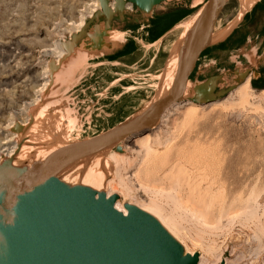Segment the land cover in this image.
<instances>
[{
	"label": "rangeland",
	"instance_id": "1",
	"mask_svg": "<svg viewBox=\"0 0 264 264\" xmlns=\"http://www.w3.org/2000/svg\"><path fill=\"white\" fill-rule=\"evenodd\" d=\"M206 1L165 0L147 15L134 7L126 9L123 22L140 15L146 22L157 20V32L156 28L139 31L142 36L135 53L108 66H84L71 74V86L61 83L58 95L68 114L76 118L75 124L61 113L31 126L30 111L41 104L49 86L37 104H27L44 81L43 66L56 62L53 45L68 41L79 15L88 17L92 0H0V167L7 161L2 153L13 146L3 128L7 123L17 124L29 116L21 133L10 132L18 134L17 145L36 148L77 142L140 113L182 25L197 11L191 6ZM238 8L237 0L226 4L212 44L194 68L191 83L201 75L219 77L216 95L251 79L264 63V0H257L247 17L235 24ZM97 38L92 34V47ZM72 60L73 56L60 58L57 72L48 68L49 79L55 83ZM250 81L251 96L245 103L230 94L222 101L197 106V115H189L184 112L195 105L184 99L189 105L170 107L151 132L118 144L104 157L121 155L116 173L133 190V196L126 198L112 170L111 189L117 193V203L154 208L160 218L175 223L181 249L203 256L204 264H264V89L253 88ZM188 91L192 93L191 88ZM144 136L150 140L148 151L142 148Z\"/></svg>",
	"mask_w": 264,
	"mask_h": 264
},
{
	"label": "water",
	"instance_id": "2",
	"mask_svg": "<svg viewBox=\"0 0 264 264\" xmlns=\"http://www.w3.org/2000/svg\"><path fill=\"white\" fill-rule=\"evenodd\" d=\"M229 1L207 0L204 3L179 52L169 88L165 91L159 89L160 75L180 35L157 73V85L145 104L148 106L143 110L144 105L136 116L94 136L48 152L31 160L25 167H12L9 161L1 165L0 264L198 263V254L183 253L180 245L149 214L126 205L127 215L124 216L114 207L116 195L109 198L104 194L96 195L86 188L70 186V180L80 164L120 143L151 132L170 107L183 103L190 74L199 56L212 44L216 25ZM98 2L99 9L86 20L81 31L71 34L61 45L64 50L61 59L74 58L75 48H81L89 55L103 53L107 48L105 41L113 34L112 26L123 22L126 6L147 15L165 0H115L112 7L108 0ZM94 33L98 38L92 47L90 41ZM59 67L53 61L48 66L51 73L57 72ZM218 81V76H212L203 82L191 83L190 100L193 104L204 106L222 101L238 86L216 95ZM53 83L50 80L47 93ZM30 112L32 116L33 112ZM52 114L61 117L60 113L53 111ZM30 122H34L32 117ZM11 130L19 134L24 127L17 123Z\"/></svg>",
	"mask_w": 264,
	"mask_h": 264
},
{
	"label": "bare ground",
	"instance_id": "3",
	"mask_svg": "<svg viewBox=\"0 0 264 264\" xmlns=\"http://www.w3.org/2000/svg\"><path fill=\"white\" fill-rule=\"evenodd\" d=\"M108 1L111 2L113 0H108ZM256 1L257 0H238V3H239L238 9L239 10H238V14H237L236 19H235V24L239 23L244 18V16L251 10L252 5ZM90 4L92 5V8H90L87 12L88 17L84 18L83 14L81 16L79 15L80 18L77 20V23L76 24L72 23V24H74V27L72 26V30H74V33L80 32L81 29L85 25L86 19H89L91 16H93L94 12H96L99 9L98 0H92V2ZM203 5H204V3L200 2V4H198L196 6H191L192 8H195L197 11L191 17H189L187 19V21L182 25L183 28H182V31L180 33L179 40L177 42L178 44L175 46V48L169 54V56L167 58L165 70L162 73V75H160V84H159L160 90L163 89V91H165L166 89L169 88V86L171 84L172 77H173L172 76L173 72H174L176 65H177V61H178L177 58H178L179 52L183 49L186 39L188 38L189 34L192 32V30L194 28L193 26L199 17V14L201 12L200 9L203 7ZM74 33H71V34H74ZM111 35H113V34L111 33ZM120 37H121L120 35H116L114 38H120ZM214 37H213V39H214ZM51 52L53 55L52 58L56 62L64 55V50H63L62 46L60 45V42H59V45L58 44L53 45V49ZM86 58H87V56H86V54H84V52L78 53L77 56H75V58H73V60L71 61L72 63H70L66 67L65 70H63V71H61V73H59V76L57 77L58 80L55 83H53V85L50 87L49 95L50 94L53 95L55 93V90L58 88V86L61 85V83L69 84V82L71 81V79H70L71 74L73 73L75 67L82 65L84 63V61L86 60ZM47 65H48V63H46L43 66L44 68L42 70V79H44V81L42 82L40 87L37 89L36 97L34 96L33 97L34 99L30 100L31 102H28L27 107L34 106L35 104H37L40 100L39 95L42 94L46 90V87L49 86L50 79H49V71H48ZM249 80L250 79L247 78L244 82L239 83L238 86L234 89V91H232L230 93V94H235L237 96L238 101H241V103L242 102L245 103L247 98L251 96V94L249 96V93H250ZM69 86H71V84H69ZM191 86H192L191 81H189L188 86H187V90L185 91L186 93L184 96L186 100H189L192 97V93H190L188 91L191 88ZM51 100H52L51 96H49V99L46 102H44V104H42L40 107L38 106V109L36 111H34L35 113L31 116L33 118L34 123H32L31 126H35V124L37 122L42 120V118L45 115L46 110L53 108V107H55V109H53V110H55V113H60V114L62 113L63 116L65 114L67 117V120L70 121L71 124H75L77 122L75 117H72L68 114L69 111H67L66 107L64 106V102H63V100H61V98H59V99L55 98L54 101H51ZM183 105H189V103H187V104L183 103ZM194 105L195 106H190L186 111L184 110L185 111L184 113L189 114V115L195 114L199 109L197 108L198 105H196V104H194ZM147 106L148 105H145L143 107V110ZM26 111H27V109H26ZM25 113H27V112H25ZM195 115H197V114H195ZM165 116L166 115L162 116L161 121H163ZM185 116L186 115H184V117ZM187 117H188V115H187ZM189 118H190V116H189ZM29 119L30 118L28 116L27 119H25L23 121L20 119V121L18 123L20 124V126L26 127L28 125ZM14 124H15V121H13L12 123H7L5 126H3V128L5 127L4 129L8 130V133L11 135L9 142L13 141V144H12L13 146L9 147L2 154L7 157L6 160L11 163L12 167H16V168L17 167L18 168L19 167H25V166L30 164L31 160L36 159L40 156H43L48 152L56 151V150L62 149L63 147L67 146V143H63V142L57 143V144L49 143V145L37 146L36 148H33L32 146H27L24 144H21L22 146H19V145H17V141L14 140V138L17 137L18 135L17 134L12 135L10 132L11 128ZM143 138H145V140H144L145 144L143 145L142 148L144 150L148 151L151 147V146L150 147L147 146L150 144L149 143L150 140H148L147 136H144ZM138 146H139V144L137 145V147ZM122 147H124V146H122ZM125 149H126V147H125ZM139 150H140V147H139ZM108 152H109V150L103 151V152L95 155L94 157L90 158L86 162H83L82 164H80L78 166V168H76V170L74 171V173L72 175L73 177L70 180V186H73V187H79L80 186V187L88 189L89 191H92L96 195L104 194L107 198H109V197H111V195L117 194L116 192H113V190H112L113 188L111 189V187H112L111 185L114 183V179H112V176L110 174L113 170L114 177H116L119 181L118 185L122 187V190L124 189V192H126V193H124L125 197L127 198V197L131 196L133 194V190L130 189V186H126V184L121 180V178L120 179L118 178V174L116 173V166L120 161H122L121 155H119L117 153H110L108 158L104 159V157L106 156V154ZM152 152L153 151H151V153ZM111 190H112V192H109ZM117 202H119V201H116L114 203L115 209H117L124 216H126L127 211H126L125 207L120 206V204ZM242 204H243V201H242ZM127 205L134 206V207L138 208L139 210H141L143 213L145 212V213L149 214L156 222H158L160 224V226L163 227V229L166 231L168 236L170 238H172V240L175 243H177V244H179V242L183 243L178 237H175L178 234V230H176V228L174 226L175 223H172L165 216H161V218H160L157 215L158 212H156V210L154 208H147L146 207V209H145L140 204L137 203L136 204L137 206H136L135 203H131V202H129ZM239 205H237V206H239ZM233 206H235V203ZM240 207H239V209H241ZM233 209H234V207H233ZM237 210L238 209H236V211ZM207 213H208V211L206 212V214ZM251 215H252V211H251ZM253 216H255V214ZM206 217H208V215H206ZM206 223H208V222L206 221ZM261 224H262V222H261ZM182 250H183V253L193 255L192 253L187 252V248H186V250L185 249H182ZM197 264H204L203 256L200 257V255H199Z\"/></svg>",
	"mask_w": 264,
	"mask_h": 264
},
{
	"label": "crops",
	"instance_id": "4",
	"mask_svg": "<svg viewBox=\"0 0 264 264\" xmlns=\"http://www.w3.org/2000/svg\"><path fill=\"white\" fill-rule=\"evenodd\" d=\"M119 25L120 26L118 28H114L113 35L109 39L110 41L109 40L107 42L105 41V45L107 48L103 51V53H95V52L91 53V55L86 58V60L82 65L75 67L73 71L74 75H76L84 66H90L91 68L93 65L108 66L111 63H116L119 60L124 59V57L126 56L132 55L138 50L139 47L138 40L139 37L142 36L141 33L138 34L139 31L143 29L149 30V28H151V30L153 31V28H155V23L146 22L141 18L140 15L138 18H127L126 22L124 21L122 24ZM116 35H120L121 37L115 39L114 37ZM82 51L83 50L81 48H75L74 55L77 56V54ZM83 75L84 73L81 72L80 76ZM60 87L61 86H58V88L55 90V93L53 94L54 96L51 94L49 95V93L45 94L46 96L44 97V100L41 101L40 105L44 104V102H46L49 99V96H51L52 99L51 101H54L55 98L56 99L61 98L60 95H58ZM37 109L38 107L32 111L33 114L35 113L34 111H36ZM53 109H55V107L47 109L42 120H44V118H46L47 115L50 116L53 111L55 112V110Z\"/></svg>",
	"mask_w": 264,
	"mask_h": 264
},
{
	"label": "trees",
	"instance_id": "5",
	"mask_svg": "<svg viewBox=\"0 0 264 264\" xmlns=\"http://www.w3.org/2000/svg\"><path fill=\"white\" fill-rule=\"evenodd\" d=\"M246 16L247 15H245L243 19H245ZM263 57H264V54H263ZM194 72H195V70H193V72L190 74L191 75L190 78H189L190 81H193V78H194V74L193 73ZM199 77H202L203 80L202 81L199 80ZM199 77H197L196 80L199 81V82H203V81H205L207 79L206 77H208V75H205V76L201 75ZM250 80H251L250 81L251 86L253 88L255 87V88H263L264 89V64H263L262 67H260L258 70H256L254 72V74H253V76L251 77Z\"/></svg>",
	"mask_w": 264,
	"mask_h": 264
},
{
	"label": "flooded vegetation",
	"instance_id": "6",
	"mask_svg": "<svg viewBox=\"0 0 264 264\" xmlns=\"http://www.w3.org/2000/svg\"><path fill=\"white\" fill-rule=\"evenodd\" d=\"M157 25H158V21L155 20V28L157 27ZM156 30H157V29H156ZM263 54H264V52H263ZM263 64H264V63H263ZM262 66H263V65H262ZM262 66H261V67H262ZM193 74H194V73H193ZM212 76H217V75H215V74H210V75H209V74H208V77H206V78H209V77H212ZM199 80L202 81V80H203L202 77H199Z\"/></svg>",
	"mask_w": 264,
	"mask_h": 264
},
{
	"label": "built area",
	"instance_id": "7",
	"mask_svg": "<svg viewBox=\"0 0 264 264\" xmlns=\"http://www.w3.org/2000/svg\"><path fill=\"white\" fill-rule=\"evenodd\" d=\"M114 1H115V0H113V1H111V2H110V6H111V7H112V5H113ZM126 9L130 10V9H131V7H130V6H126Z\"/></svg>",
	"mask_w": 264,
	"mask_h": 264
}]
</instances>
